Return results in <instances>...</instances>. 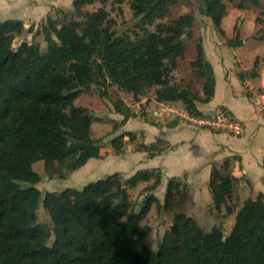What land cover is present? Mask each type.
I'll list each match as a JSON object with an SVG mask.
<instances>
[{
  "label": "trees",
  "instance_id": "16d2710c",
  "mask_svg": "<svg viewBox=\"0 0 264 264\" xmlns=\"http://www.w3.org/2000/svg\"><path fill=\"white\" fill-rule=\"evenodd\" d=\"M126 1L135 28L132 37L116 30L105 8L111 2L117 6L112 11L122 13L124 0H73L71 10H56L39 29L43 50L37 42L25 41L13 48L23 23L0 22V264H264V193L245 199L234 211L229 201L237 180L227 163L212 165L208 180L214 209L235 214L227 233L220 226L205 230L186 214V175L168 178L162 202L148 193L135 211L128 189L151 181L145 190H155L162 177L158 168L127 178L115 172L81 189L42 193L35 187L40 177L33 164L38 161L64 180L90 159L101 158L100 145L91 138L95 118L75 104L93 86H117L134 98L153 87L156 102H179L194 116H202L198 102L213 98V69L200 44L191 66L203 79V96L172 82L196 21L193 11L165 20L178 0ZM224 1L234 0H201L204 10L198 6L220 36ZM247 2L259 5L258 0ZM96 4L94 11L85 9ZM113 108L122 123L133 116L122 101ZM125 137L137 140L134 133L123 132L112 146L122 149ZM162 143L158 139L138 147L152 158L163 150ZM40 204L49 226L37 221ZM153 205L170 217L156 249L148 243V227L141 225Z\"/></svg>",
  "mask_w": 264,
  "mask_h": 264
},
{
  "label": "crops",
  "instance_id": "0c3cea01",
  "mask_svg": "<svg viewBox=\"0 0 264 264\" xmlns=\"http://www.w3.org/2000/svg\"><path fill=\"white\" fill-rule=\"evenodd\" d=\"M72 2L73 0H0V22L20 21L23 23L24 29L27 28V32L32 34L39 29L47 17L54 16L56 10H71ZM197 2L200 3L201 0H197ZM258 2V6L245 5L246 7L243 9L239 8V4L238 7L236 6L237 8H226V14L221 20V28L226 38H218L210 20L197 11L198 4H193L192 8L196 18L195 23H203V32L199 38L200 45L205 60L213 69L215 79L213 98L208 103L198 102L197 108L202 116L211 115L219 109L227 110L243 124L242 135L233 136L224 132L196 128L180 118L172 120L175 117H170L166 110L172 106L184 110L181 103H169L166 106L155 100L157 110L154 112L156 114L160 112L159 116H162L160 121L141 120L135 122V120L128 119L121 126L124 132L134 133L137 137L136 142L139 141L130 155L134 163L136 162L138 165L137 169L158 168L163 174H166L167 164L176 160L179 162L181 155L184 157L181 161L185 167L171 177L186 175V183L190 188H193L196 204L201 202L199 196L202 187L205 188L207 199L209 197L211 203L208 189L211 167L212 165L219 167L224 163H227L229 174L237 180L235 187L238 181L246 180L248 183H252L256 189L255 195L260 192L264 193V170L262 167L264 160V98H262L264 93V33L261 38H256L255 35L260 25L264 27V2L263 0H258ZM239 19L241 20L238 25L240 36L234 39L231 36ZM249 30L251 34L253 31L251 38L245 37ZM207 33L210 38H205ZM229 40H234V45L229 46ZM198 96H203L201 89ZM165 117L171 120L164 121ZM127 123L137 125L133 129L127 130L124 127ZM148 134L152 137L151 141L146 143ZM125 138L124 143L127 141L132 145ZM158 139L163 141L159 145L163 147V150L152 158L138 147V144H154ZM140 152L142 154L138 157ZM138 158L141 159L138 160ZM90 160L91 166L94 168L100 167L101 162L103 165L107 164L102 160V156L96 159L95 165L92 159ZM148 160L154 164L148 163ZM157 160L161 161L155 165ZM145 164H152V166L148 168ZM143 165L144 168H141ZM247 198L251 197H245L243 201ZM223 211L224 209L221 212ZM231 216L233 221L230 228L234 222L235 214L232 213Z\"/></svg>",
  "mask_w": 264,
  "mask_h": 264
},
{
  "label": "rangeland",
  "instance_id": "374dc122",
  "mask_svg": "<svg viewBox=\"0 0 264 264\" xmlns=\"http://www.w3.org/2000/svg\"><path fill=\"white\" fill-rule=\"evenodd\" d=\"M224 2L226 4V8L228 7L229 9L237 8L238 4H243L246 6L250 5L247 0ZM193 4L202 6L201 10H204L203 4L198 3L197 0H178L170 5L168 17L165 20L176 19L183 14L191 12ZM98 7L99 4H96L95 6L85 7V9H87L88 11H94ZM120 7L122 13H118L116 10L112 11V9H116L117 6H114L111 2L107 3V5L105 6L110 16L113 17L116 21V30H118L119 33H127L132 37V32L133 30H135V28L132 23V13L129 9L127 1L124 0L123 4ZM249 8L251 9L252 7ZM197 11L199 12V10ZM240 22V19L236 22V26L233 28L231 38L235 37V28L238 31L239 38L240 35L238 25L240 24ZM202 25L203 23L197 22L194 24L190 36L185 39L186 49L184 57L177 61V68L172 72V74H174L172 75L173 83L188 88L190 91L196 93L197 95H199L200 89L202 91L203 81L191 66V62L196 60V46L197 44H200L199 38H201V32H203ZM26 29L27 28L24 29V32L20 37L14 40L12 47L17 48L20 43L24 41L29 43L37 42L40 45V48L43 50L45 48V42L43 39V35L39 33L40 27L36 31L32 32V34L27 32ZM153 29V27H149L150 31H153ZM213 31L218 36V38H226L225 34L224 36H220L214 29ZM263 33L264 27L263 25H260L255 34L257 36L256 38H261V35H263ZM208 34L209 33L205 35V38H210L207 36ZM251 36L253 37V31L251 34V31L249 30L245 37L251 38ZM154 100L155 96L153 87L149 89V91L144 96H139L137 98H134L132 94L120 90L117 86H109L107 84L103 85L102 87L93 86L89 89L88 92L82 93L75 100V104L77 106L87 108L95 118L94 123L91 125V138L97 141V143L100 145V154L102 156V160L107 164L103 165V163L101 162L99 164L100 167L94 168L93 166H91V160H89L83 167L70 174L66 179L62 180L58 179L52 171H47L44 168L42 161H38L33 164V170L40 177V181L36 184L35 187L38 188L42 193L47 191H61L66 188L81 189L87 183L95 181L97 179H103L107 175L114 172H118L122 177L127 178L137 172V170H141L137 169L138 165H136V162L134 163L132 157H130L131 151H133V148L139 141L132 143V145L127 141L125 143L123 141L122 149L120 150L112 146V139L124 132L123 128L121 127L123 125V117L114 111L113 104L116 101H122L125 105H127L130 112L133 114L130 119L135 120V122H140L141 120H145L148 122H153L156 120L160 121L162 119V116H159L160 112L157 114L154 112L155 110H157V105ZM162 103H164V105L166 106L169 104L165 102ZM181 106L182 109H184V106L182 104ZM178 109L176 108V106H172L166 110V113H169L170 117L172 118L175 117V119L172 120H176L179 117L175 115L173 111ZM168 120L171 119H166L165 117L164 121ZM135 125L137 124L127 123L124 127L127 130H130L133 129ZM151 137L152 136L148 134L145 142L148 143V141H151ZM127 139L128 138H125V140ZM140 154H142V152L138 154V157ZM183 158L184 157L181 155L179 157V162L176 160L174 162H171L170 164H167L168 170L166 174L162 173L160 185L152 192H148L145 190V188L151 184V181L147 183L141 182L135 188L128 189L127 192L129 195V199L131 203L134 204L135 211H138L143 199L148 193H152L158 198L159 202H162L168 178L172 175L178 174V171L185 167V164L181 161L183 160ZM139 159L141 158H138V160ZM148 161V163H152L150 162L151 160ZM159 161L161 160H157L155 162V165H157V162ZM164 161L166 163V159ZM92 162L95 165L97 161L96 159H92ZM152 164L145 165L149 168L152 166ZM141 168H144V165L141 166ZM200 189L201 194L199 198L201 202L199 201V204H196L194 201L193 188H190V200L185 206L184 211L186 212V214L193 217L197 221V223L205 230H210L213 226H220L222 227L224 232H227L233 221L231 214L227 213L225 210L223 212H217L212 205V201L210 203L209 197L207 199L205 188L202 187ZM255 194L256 189H254L252 183H248V181L246 180H244L243 182L238 181L229 204L234 208V211H236L237 207L241 205V202L245 197H255ZM36 215L38 223L46 224L47 226H49V217L46 210L43 209L41 204L37 209ZM169 224L170 217L158 211L155 205L152 206L149 213L142 219L141 225L146 226L149 229L148 243L150 244V247L152 249H156L158 242L160 241L164 232L168 229Z\"/></svg>",
  "mask_w": 264,
  "mask_h": 264
},
{
  "label": "built area",
  "instance_id": "2783aa9c",
  "mask_svg": "<svg viewBox=\"0 0 264 264\" xmlns=\"http://www.w3.org/2000/svg\"><path fill=\"white\" fill-rule=\"evenodd\" d=\"M262 98H264V93L262 94ZM173 113L188 125L196 128L224 132L233 136H240L244 131L243 124L227 110L219 109L208 116L190 115L185 110H174Z\"/></svg>",
  "mask_w": 264,
  "mask_h": 264
}]
</instances>
